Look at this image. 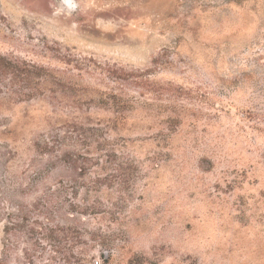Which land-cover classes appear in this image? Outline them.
Masks as SVG:
<instances>
[{"label": "rangeland", "instance_id": "1", "mask_svg": "<svg viewBox=\"0 0 264 264\" xmlns=\"http://www.w3.org/2000/svg\"><path fill=\"white\" fill-rule=\"evenodd\" d=\"M0 56L59 84L0 105L3 211L24 175H74L41 142L72 114L137 169L71 212L72 261L264 264V0H0Z\"/></svg>", "mask_w": 264, "mask_h": 264}, {"label": "trees", "instance_id": "2", "mask_svg": "<svg viewBox=\"0 0 264 264\" xmlns=\"http://www.w3.org/2000/svg\"><path fill=\"white\" fill-rule=\"evenodd\" d=\"M44 71L43 67L0 56V85L5 89L0 95V105L32 99L36 94L59 85ZM58 118L64 128L62 132L52 134L41 142L45 150H51L56 145L60 155L53 158L62 159L74 175L59 178L42 173L24 175V182L19 183L16 189L22 196L35 193L25 203L19 200L9 211L5 212L0 207V217L5 214L7 220H4L3 226L0 264H53L55 254H61L64 264H81L82 259L72 261L73 255L69 254V249L78 244L83 236L77 225L71 223L79 220L71 212L75 209L100 210L102 203L97 197L101 185L115 187L119 193L129 187L133 175H136L133 160L119 150L118 146L123 145L101 136L100 129L86 123L87 118L72 114L59 115ZM105 128L110 129L108 126ZM80 146H85V150H81ZM66 147L71 149H63ZM38 187L40 190L35 191ZM79 188L85 194L83 205L71 199L72 195L76 198ZM69 190L73 192L69 193ZM64 242L68 243L67 247L61 246ZM63 250L68 252V256L64 255ZM11 258H14L13 262ZM35 260L40 262L36 263Z\"/></svg>", "mask_w": 264, "mask_h": 264}, {"label": "water", "instance_id": "3", "mask_svg": "<svg viewBox=\"0 0 264 264\" xmlns=\"http://www.w3.org/2000/svg\"><path fill=\"white\" fill-rule=\"evenodd\" d=\"M67 2H68V0H67Z\"/></svg>", "mask_w": 264, "mask_h": 264}]
</instances>
